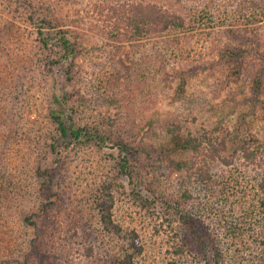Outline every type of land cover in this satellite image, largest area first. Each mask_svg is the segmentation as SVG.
Instances as JSON below:
<instances>
[{
  "label": "trees",
  "instance_id": "obj_1",
  "mask_svg": "<svg viewBox=\"0 0 264 264\" xmlns=\"http://www.w3.org/2000/svg\"><path fill=\"white\" fill-rule=\"evenodd\" d=\"M4 5L11 19H0V264H29L52 214L67 200L77 203L70 239L90 243L85 248L100 264H147L141 232L126 226L129 202L152 219L158 210L163 220L155 234L168 239L169 264H264V214L256 221L253 215L255 206L264 211L263 143L244 141L236 161L225 154L230 137L218 142L173 129L172 142L156 152L142 138L154 121L135 133L132 110L115 118L101 112L128 106L119 88L124 77L137 73L123 60L112 61L98 86L85 62L90 49L82 31L90 24L116 47L145 46L148 77L157 73L175 81L220 70L227 86L248 79L253 97L247 102L255 109L264 105V0H0ZM228 22L234 28L224 29ZM235 41L247 48L238 51ZM215 50L212 60H203ZM114 147L112 168L98 175L87 194L81 189L85 156ZM154 151L172 167L169 180L192 171L195 183L218 193L229 213L213 217L187 182L179 193L148 186L146 194L143 158L152 160ZM183 151L195 158L178 159ZM218 162L227 170L217 176Z\"/></svg>",
  "mask_w": 264,
  "mask_h": 264
},
{
  "label": "rangeland",
  "instance_id": "obj_2",
  "mask_svg": "<svg viewBox=\"0 0 264 264\" xmlns=\"http://www.w3.org/2000/svg\"><path fill=\"white\" fill-rule=\"evenodd\" d=\"M234 13L237 14L235 9ZM3 18L11 19L10 11L5 8V5L0 6V19ZM91 20L93 21V18ZM209 24L212 26L211 24L214 23ZM233 24L235 23L228 22L223 28H234ZM90 26V24L83 26L82 31L86 34V42L90 49V56L85 62L89 65L92 80L96 81L99 86L103 79L106 80V74L111 70L108 64L117 60L125 61L137 73V77L133 76L130 79L124 77L122 81L124 86L119 88L122 96L127 98L128 106H113L111 108L105 106L101 112L106 117L115 118L117 114H125L127 110H132L133 119H130V122L135 133L140 131L139 126L143 123L154 121V128L150 129V126L146 125L142 138L148 146H155L156 152L161 149V145L167 146L172 142L173 138L170 133L173 129L184 136L190 134L204 140L206 138L215 139L218 142L225 137H230L229 149L225 154L236 161L241 158L238 148L244 141L253 142L254 145L255 138H258L264 145V105L258 104L253 109L247 102L253 97L252 84L248 79L243 78L241 82L233 81L231 85L227 86L225 85L226 75L220 70L214 74L200 73L192 78H178L175 81L168 80L166 76L157 73L148 77L146 75V57L144 56L145 46L135 47L130 43H122L116 47V45H112L111 40L107 39L106 34L98 32L99 29L94 27V29H90ZM203 33L204 31L201 32L200 38L205 36ZM229 40V37L225 36L223 42ZM212 44L213 41L210 40L209 45ZM234 44L236 49L241 52L247 48V45L242 46V43L238 41H235ZM221 46L224 45L221 44ZM209 52L210 54H205L204 61L212 60L218 53L217 50ZM196 58H198V54L193 56L191 65L196 64L194 61ZM252 104L254 106V103ZM178 125L179 127H176ZM206 148L207 144L202 148L203 153L207 152ZM110 152L117 154V147L107 149L106 155L97 153L85 156V162L82 164L84 173L82 174L81 189H87V194L91 195L94 192L96 186L94 181L96 178H100L98 175L107 172L108 168H112L114 163L110 160ZM203 153L199 154L201 161L207 160ZM155 154L157 153L154 151L150 161L146 155L143 158L142 173L144 178H142V182L145 185L142 188L145 189L146 194L147 192L151 194L148 186L158 193L169 190L179 193L182 192L184 184L187 182L192 187V191H200L207 207L213 209V217L218 216L217 214L223 216L229 213V208L218 198V193L213 196L210 188L203 189L195 183L192 171L185 169L183 175L181 172L174 173V177L169 180L167 177L172 172V167L169 166L168 161L161 162ZM163 155L166 156L164 153ZM177 158L187 160L195 157L193 153L183 151ZM199 167H202V162ZM224 170L227 168L219 162L213 165V172L216 175H220ZM234 192L233 190L234 196L236 194L240 196L239 198L244 196V193H240V195ZM124 201L129 202V198L124 196ZM76 204L67 200L52 214L44 236L38 240L39 250L29 258V264H100L96 257L97 254L89 255L85 248L90 243L85 246L79 238L77 240L70 239V235L73 234L71 230L75 222ZM124 209V214L127 215L126 226L137 227L142 234L146 245L147 264H169L164 258L165 244L168 239L155 234V225L159 222L160 226L163 220L159 219L158 210L155 216L158 218L152 219L147 210L134 207L130 202ZM261 209L263 208L255 206V213H253L255 221L256 218L263 216L264 211ZM249 221L243 224L246 229L250 226ZM263 221L264 219L261 224ZM256 231L261 233L260 227H257ZM21 253L22 251L17 250L16 256Z\"/></svg>",
  "mask_w": 264,
  "mask_h": 264
}]
</instances>
